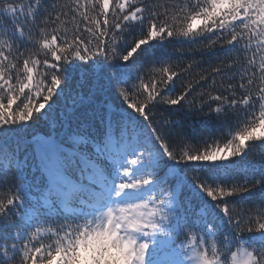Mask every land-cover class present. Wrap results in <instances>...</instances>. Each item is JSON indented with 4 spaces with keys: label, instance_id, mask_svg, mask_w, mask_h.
Wrapping results in <instances>:
<instances>
[{
    "label": "trees",
    "instance_id": "obj_1",
    "mask_svg": "<svg viewBox=\"0 0 264 264\" xmlns=\"http://www.w3.org/2000/svg\"><path fill=\"white\" fill-rule=\"evenodd\" d=\"M103 1L0 0V264H264V0Z\"/></svg>",
    "mask_w": 264,
    "mask_h": 264
},
{
    "label": "rangeland",
    "instance_id": "obj_2",
    "mask_svg": "<svg viewBox=\"0 0 264 264\" xmlns=\"http://www.w3.org/2000/svg\"><path fill=\"white\" fill-rule=\"evenodd\" d=\"M130 1L131 0H119L117 5L118 9L123 12L126 11ZM109 7L110 0H104L103 9L108 11ZM237 8L240 10L239 5L235 4L231 8L232 13L235 9L237 10ZM138 19L139 16L137 15V9L129 11L124 17L125 21L130 22H134ZM237 20H241V18H237ZM194 25H196V22ZM127 210L129 211L128 213L124 210L120 212L119 226L123 228L125 233H130V226L135 225V222L138 220L137 214L139 209L133 210L128 208ZM149 210H151V208H149ZM261 238L264 240L263 237ZM126 241L130 244L128 239ZM145 248H147V252L150 256L149 264H223L220 260H205L200 256L198 250L191 241H175L172 238H168L164 242H160L156 245H151L150 243H145L144 245L142 244V251ZM253 262L254 258L252 252L244 245L240 244L230 254L228 264H253ZM143 264L147 263L143 262Z\"/></svg>",
    "mask_w": 264,
    "mask_h": 264
}]
</instances>
